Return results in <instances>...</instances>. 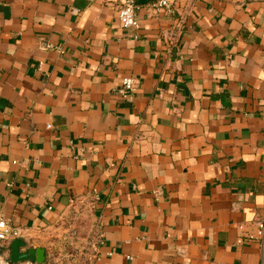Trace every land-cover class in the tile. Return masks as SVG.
I'll use <instances>...</instances> for the list:
<instances>
[{
    "label": "crops",
    "instance_id": "0c3cea01",
    "mask_svg": "<svg viewBox=\"0 0 264 264\" xmlns=\"http://www.w3.org/2000/svg\"><path fill=\"white\" fill-rule=\"evenodd\" d=\"M173 1H139L136 39L123 0H0L11 264L49 263L75 207L102 237L89 264H264L247 238L264 219V0Z\"/></svg>",
    "mask_w": 264,
    "mask_h": 264
},
{
    "label": "built area",
    "instance_id": "2783aa9c",
    "mask_svg": "<svg viewBox=\"0 0 264 264\" xmlns=\"http://www.w3.org/2000/svg\"><path fill=\"white\" fill-rule=\"evenodd\" d=\"M139 1L140 0H123V3L121 4L118 12L120 25L124 29L133 31L136 39H138V32L141 30V25L136 19V11L139 8ZM153 7L156 12L166 11L168 14H173L176 12V4L173 0H155V2L153 3ZM135 86L136 83L134 79H124L121 86L115 90V93L124 101H133ZM97 199L98 195L95 192L92 193V195H88L86 199V207L92 210L94 201ZM73 210L80 211L82 209H77L75 207L73 208ZM64 219H62V221ZM255 226L257 229V234L251 235L247 238L249 241H259L260 243L264 244V219L258 221ZM94 235L95 233L90 235L86 243V245H88L87 249L89 250V253L87 251L86 257L82 258L85 260V264H89L91 260L99 259V249L102 244V237L100 233H96V235ZM22 236V232L19 229L12 227L10 222L6 220L5 217L0 213V264H11L5 258L3 250L8 243L12 242L13 240L20 239ZM242 242H244V240H240L239 244H241ZM51 249L52 247L50 248L51 261L47 264H82L81 261H79L82 255L70 257V255L64 254L66 252L65 248V250L61 251L60 255L55 257Z\"/></svg>",
    "mask_w": 264,
    "mask_h": 264
},
{
    "label": "rangeland",
    "instance_id": "374dc122",
    "mask_svg": "<svg viewBox=\"0 0 264 264\" xmlns=\"http://www.w3.org/2000/svg\"><path fill=\"white\" fill-rule=\"evenodd\" d=\"M82 214H84V212L81 210H73L69 212L68 216L62 221V224L57 227L55 235L52 238V243L49 246V248L52 247L51 251H53L55 257L60 255L61 251L65 250V248L66 252L64 254L70 255V257L82 255V259L83 257H86L87 251L89 253V250L87 249L88 245H86V243L90 234H84L88 218H79ZM94 225L95 224L93 223V229H95ZM81 259L79 261H81L82 264H85V260Z\"/></svg>",
    "mask_w": 264,
    "mask_h": 264
},
{
    "label": "water",
    "instance_id": "95a60500",
    "mask_svg": "<svg viewBox=\"0 0 264 264\" xmlns=\"http://www.w3.org/2000/svg\"><path fill=\"white\" fill-rule=\"evenodd\" d=\"M13 254L16 256V254H18V253L14 250ZM35 256L37 257L38 263H41V264L44 263V261H43L44 252L42 250H32L28 254H25L22 256L18 255V258L20 260L28 261V260H33L35 258ZM13 260H15L14 257H13Z\"/></svg>",
    "mask_w": 264,
    "mask_h": 264
},
{
    "label": "trees",
    "instance_id": "16d2710c",
    "mask_svg": "<svg viewBox=\"0 0 264 264\" xmlns=\"http://www.w3.org/2000/svg\"><path fill=\"white\" fill-rule=\"evenodd\" d=\"M3 253H4V250H3Z\"/></svg>",
    "mask_w": 264,
    "mask_h": 264
}]
</instances>
